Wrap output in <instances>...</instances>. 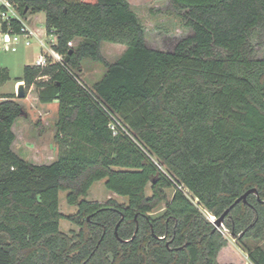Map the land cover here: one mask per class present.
Returning <instances> with one entry per match:
<instances>
[{
    "label": "trees",
    "instance_id": "16d2710c",
    "mask_svg": "<svg viewBox=\"0 0 264 264\" xmlns=\"http://www.w3.org/2000/svg\"><path fill=\"white\" fill-rule=\"evenodd\" d=\"M9 1L22 18L43 13L52 49L72 53L63 65H26L18 80L39 103L57 102L51 164L12 151V125L26 113L15 94H0V264H219L227 240L207 216L217 220L250 189L257 196L219 228L264 264V59L249 43L259 29L263 45L264 0H169L192 31L171 52L146 46L126 0ZM102 43L126 50L108 63ZM84 60L106 69L91 87L79 77ZM9 80L0 69V87ZM107 112L132 137L113 135ZM99 181L126 203L86 200ZM61 192L74 214L60 212ZM61 220L78 231L62 233Z\"/></svg>",
    "mask_w": 264,
    "mask_h": 264
},
{
    "label": "rangeland",
    "instance_id": "374dc122",
    "mask_svg": "<svg viewBox=\"0 0 264 264\" xmlns=\"http://www.w3.org/2000/svg\"><path fill=\"white\" fill-rule=\"evenodd\" d=\"M131 9L135 12L144 30V39L146 46L150 49L171 52L176 44L192 35V31L185 27L183 18L184 11H175L169 4V0H127ZM39 30L44 29V24H39ZM259 29H256L249 38L250 46L253 48V57L255 59H264V39L261 46L257 45ZM34 44V42H32ZM76 44V43H74ZM124 45L103 43L101 52L103 58L111 63L120 56V51ZM38 51L35 47L25 48L20 44L15 53H0V69H6L10 80L0 89V92H9L13 90L15 83L22 78L23 67L33 62ZM219 56L224 57V53L219 51ZM85 72L90 68L94 70V77L83 78L86 86L91 87L94 82L101 79L104 67L99 63L86 61ZM81 78V76L79 75ZM36 90V89H35ZM16 95V92H14ZM25 110V117L19 119L16 125V138L13 146L17 153L25 161L39 165H47L55 159L58 154V147L54 141L56 110L52 105L44 106L36 100L34 90L29 94L25 93L24 98H15ZM146 195H150V185L146 188ZM168 199L173 194L172 189L165 191ZM66 194H59V210L63 215H71L76 212V208L68 206L65 201ZM88 201L105 203L108 199H114L118 204H125L126 199L116 196L104 187V181L96 182L92 185L85 198ZM164 210V204L161 203L151 214V217H158ZM211 221L212 217L207 216ZM221 234L227 240V245L219 252L217 261L219 264H251L247 254L242 246L232 239L225 229L218 228ZM60 231L69 234L71 231L77 232L78 228L66 220L60 221ZM246 245L252 247L257 245L255 241H248ZM264 247V245H263Z\"/></svg>",
    "mask_w": 264,
    "mask_h": 264
},
{
    "label": "built area",
    "instance_id": "2783aa9c",
    "mask_svg": "<svg viewBox=\"0 0 264 264\" xmlns=\"http://www.w3.org/2000/svg\"><path fill=\"white\" fill-rule=\"evenodd\" d=\"M13 21L19 23L20 27L18 31L13 30ZM33 40L38 43L39 54L31 66L44 68L50 62L63 65V57L52 49V46L56 43V37L47 35L45 28L41 31L28 27L25 19L20 16L16 4L9 0H0V50L15 53L20 44L30 47ZM68 46L72 47L73 44L70 42ZM107 114L109 117L108 128L113 135L122 133L132 137L127 127L118 118L109 112Z\"/></svg>",
    "mask_w": 264,
    "mask_h": 264
},
{
    "label": "crops",
    "instance_id": "0c3cea01",
    "mask_svg": "<svg viewBox=\"0 0 264 264\" xmlns=\"http://www.w3.org/2000/svg\"><path fill=\"white\" fill-rule=\"evenodd\" d=\"M127 1V0H126ZM24 19H25V23L27 24V26L28 27H30V28H32V29H39V24H44L45 23V17H44V14L43 13H37V14H26L25 16H24ZM45 28V27H44ZM33 42H34V44H31V46L30 47H35L36 49H37V51H38V54H39V48H38V43L35 41V40H33ZM77 42V40L75 41V43ZM103 44V43H102ZM101 44V45H102ZM22 47H25V46H23L22 45ZM25 48H29V47H25ZM115 50H117V51H120L121 53H120V56L124 53V51L126 50V47L124 48V49H122V48H120V49H117L116 47H113ZM100 50H101V48H100ZM0 53H3V51H1L0 50ZM5 53H9V52H5ZM38 54H37V56H35V59L33 60V62L36 60V58L38 57ZM101 54H102V52H101ZM120 56L116 59V60H118L119 58H120ZM115 60V61H116ZM86 61H90V60H84L83 62H82V67H81V69H82V71H81V73H80V76H81V80L83 79V78H86V77H90V78H92V77H94V70H92V68H90V70L88 71V72H85V68H84V65H85V63H86ZM115 61H113V62H111V63H114ZM33 62H31V63H29L28 65H31ZM91 63H94V62H92V61H90ZM95 64V63H94ZM105 72H106V69H104V72H103V74L101 75L102 77L104 76V74H105ZM101 77V78H102ZM96 82H98V81H96ZM96 82H94V83H96ZM7 83V82H6ZM5 83V84H6ZM93 83V84H94ZM5 84L3 85V86H5ZM23 85V83L22 82H20V81H17L16 83H15V85L13 86V90L12 91H9V92H0V94H15L14 92H17V89H18V87L20 86V85ZM3 86H1L0 87V89L1 88H3ZM24 87V86H23ZM34 90V92H35V95H36V100L38 101V99H37V93H36V90H35V87L34 86H31L30 88H29V94L32 92ZM25 93V92H24ZM16 96V95H15ZM16 101V100H15ZM41 105H44V106H48V105H52V106H54L55 107V110H56V114H57V109H58V105H57V102L56 101H54V102H52V103H50V104H41ZM21 118H23V117H19V118H17L16 120H15V122L13 123V125H12V132H13V134H14V136H15V138H16V125H17V121L19 120V119H21ZM55 133H56V129H55ZM55 133H54V135H55ZM14 144H15V139H14V141H13V143H12V145H11V149H12V151L15 153V151H14V148H13V146H14ZM17 154V153H16ZM18 155V154H17ZM19 156V155H18ZM57 156H58V154H57ZM57 156L55 157V159L53 160V161H49V162H47V163H49V164H51L52 162H54L56 159H57ZM20 157V156H19ZM21 158V157H20ZM24 160V159H23ZM33 163V162H32ZM39 165H44V164H39ZM48 165V164H47Z\"/></svg>",
    "mask_w": 264,
    "mask_h": 264
},
{
    "label": "water",
    "instance_id": "95a60500",
    "mask_svg": "<svg viewBox=\"0 0 264 264\" xmlns=\"http://www.w3.org/2000/svg\"><path fill=\"white\" fill-rule=\"evenodd\" d=\"M72 52L69 51L68 53V56L71 54ZM68 56H66L64 58V63H66L68 61ZM16 97L21 99V98H24L25 97V93H24V87L23 85L21 84L18 89H17V92H16ZM249 194H254L257 196V191L255 189H250L248 190L247 192H245L242 196H240L238 199L235 200V202L222 214V216L220 218H218L217 220H214V219H211V222L213 223L214 227L217 229L219 227H221L222 225V221L224 219V216L228 213V211L234 206L236 205L237 203H239L240 201L244 202L246 201V197L247 195ZM117 227V226H116ZM230 237L232 239H235L234 238V235L233 234H229ZM242 235V234H241Z\"/></svg>",
    "mask_w": 264,
    "mask_h": 264
}]
</instances>
